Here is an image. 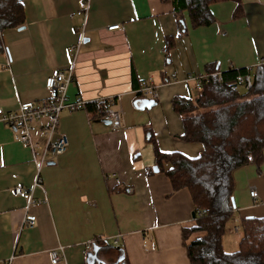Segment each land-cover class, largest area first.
Segmentation results:
<instances>
[{"label":"crops","instance_id":"crops-1","mask_svg":"<svg viewBox=\"0 0 264 264\" xmlns=\"http://www.w3.org/2000/svg\"><path fill=\"white\" fill-rule=\"evenodd\" d=\"M85 1L23 0V25L1 32L0 107L14 110L47 98V78L77 59L70 99L116 97L124 127L115 130L87 109L64 111L59 132L68 135L69 146L38 174L32 149L0 121V264L10 258L11 264H114L123 253L129 264H191L183 229L195 221L193 197L188 188L174 189L165 171L170 163L153 170L154 150L189 157L202 152L201 143L182 138L174 100L194 97V83L184 80L189 74L259 65L264 0L215 2V20L201 26H193L185 11V33L173 0H90L88 11ZM113 25L120 27L109 29ZM168 36L175 43L167 52ZM149 77L159 99L145 97L150 106L144 100L136 105ZM38 175L30 208L37 222L21 228L27 199L14 188H32ZM234 181L235 212L225 235L233 223L264 217V160L260 167L250 162L237 168ZM225 235L226 251L234 245ZM118 237L119 246H110ZM55 249L62 253L57 263Z\"/></svg>","mask_w":264,"mask_h":264},{"label":"trees","instance_id":"trees-1","mask_svg":"<svg viewBox=\"0 0 264 264\" xmlns=\"http://www.w3.org/2000/svg\"><path fill=\"white\" fill-rule=\"evenodd\" d=\"M218 1L223 0H173L179 31L187 32L185 11L193 26L211 24L215 20L211 4ZM24 22L23 0H0V32ZM174 43V37L168 36L165 50L168 52ZM246 72V68L223 71L224 82L214 76L195 98L174 100L184 126L182 138L203 145L197 157L163 153L157 147L154 150L161 170H165L164 162L171 164L165 171L174 189L188 188L193 197L195 221L183 229L191 264H264V217L243 220L237 251L226 252L223 247V237L235 212L234 171L250 162L260 167L264 160V63L254 68L250 89L241 85L233 90L231 84ZM114 100L117 98L89 101L87 110L94 118H101L100 109H107ZM138 100L146 101L147 106L153 103L141 92L137 93L136 105ZM199 211H203L202 216ZM119 263L129 264L124 253L114 262Z\"/></svg>","mask_w":264,"mask_h":264},{"label":"built area","instance_id":"built-area-1","mask_svg":"<svg viewBox=\"0 0 264 264\" xmlns=\"http://www.w3.org/2000/svg\"><path fill=\"white\" fill-rule=\"evenodd\" d=\"M85 8L88 11L90 0L85 1ZM120 25H113L109 29H118ZM84 31L81 35L80 45L84 42ZM1 41V32H0ZM264 59L259 64H263ZM77 59L67 69H59L53 72L46 81V88L49 91V96L38 101L21 102L17 109L6 110L0 107V121L5 125L13 128L17 134V138L28 145L33 152L37 162L38 174L42 167L49 162L55 160L60 154L64 153L69 146V137L65 133L59 132L61 114L64 111L74 112L80 109H87V99L82 94H78L76 98L70 99L68 95L69 85L76 79ZM256 67V66H255ZM255 67H247V72L239 76L237 81L231 84L233 90H237L241 85L245 89L252 87V74ZM233 69V68H231ZM216 76L219 82H224L223 71H216L205 74H189L184 80L193 82L197 91L203 89V85L209 82L212 77ZM159 86L154 80L149 77L142 80L141 87L138 92H141L145 97L157 100L159 99ZM119 99L114 100L107 109H100L101 119L110 123L115 130L124 127L123 108L119 104ZM41 185V179L38 175L32 188L18 185L14 188L16 195L25 196L27 204L25 214L21 221V228L26 226H34L37 222V216L30 212V208L35 204L34 189ZM254 198L258 197V192L253 189L250 192ZM46 202L45 200H39ZM203 215V211H199V216ZM242 227L241 224L233 226L232 231L238 232ZM114 246H119V237L112 240ZM87 247H91V243H87ZM61 252L57 249L51 251L52 262L57 263L61 260ZM12 258L3 261L2 264H11Z\"/></svg>","mask_w":264,"mask_h":264},{"label":"rangeland","instance_id":"rangeland-1","mask_svg":"<svg viewBox=\"0 0 264 264\" xmlns=\"http://www.w3.org/2000/svg\"><path fill=\"white\" fill-rule=\"evenodd\" d=\"M194 92L195 93H194V97L193 98H195L198 95V92L196 90H194ZM238 224H240V223H238V222L233 223V226H236ZM242 233L243 232H242V227H241L238 232L227 233L225 235V240H227V245L230 242H231L232 245H234V247H230L228 245L226 247V251H228V252H234V251H237L239 249V244H240V240H241ZM230 248H232V249H230Z\"/></svg>","mask_w":264,"mask_h":264},{"label":"water","instance_id":"water-1","mask_svg":"<svg viewBox=\"0 0 264 264\" xmlns=\"http://www.w3.org/2000/svg\"><path fill=\"white\" fill-rule=\"evenodd\" d=\"M153 170L156 171V172L159 171V166H158V165H155V166L153 167ZM193 217H194V218L196 217V213H195V212L193 213Z\"/></svg>","mask_w":264,"mask_h":264}]
</instances>
